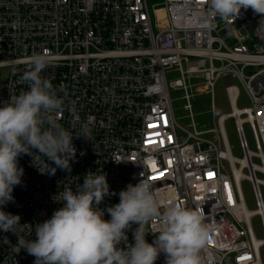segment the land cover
I'll return each instance as SVG.
<instances>
[{
    "label": "built area",
    "instance_id": "obj_1",
    "mask_svg": "<svg viewBox=\"0 0 264 264\" xmlns=\"http://www.w3.org/2000/svg\"><path fill=\"white\" fill-rule=\"evenodd\" d=\"M207 13V0H0V101L26 90L20 76L29 58L45 54L48 65L41 76L64 99V110L52 118L72 133L76 149L71 171L57 169L54 175L41 174L42 158H33L41 172L30 156L18 158L21 184L13 189L14 201L3 208L19 215L18 234L34 239L30 227L61 206L53 197L64 187L75 192L86 173L100 171L110 193L146 179L165 203L199 209L209 231L199 252L201 264H262L264 14L241 9L234 21L209 17L203 27L200 17ZM229 29L230 35H221ZM253 67L259 70L245 75ZM171 73L178 78L170 87ZM219 80L230 111L200 130L191 101L204 94L214 114ZM232 81L241 85L248 107H237L240 91ZM170 88L183 94L186 126L173 108ZM228 120L240 159L230 152L223 126ZM242 181L250 187L253 210L244 203ZM118 202L113 194L99 207ZM255 217L260 240L251 228ZM146 230L151 243L158 224ZM126 234L132 243L131 229ZM16 241V234L0 232V264H33L35 258L18 252ZM154 264H165L164 255Z\"/></svg>",
    "mask_w": 264,
    "mask_h": 264
},
{
    "label": "clouds",
    "instance_id": "obj_2",
    "mask_svg": "<svg viewBox=\"0 0 264 264\" xmlns=\"http://www.w3.org/2000/svg\"><path fill=\"white\" fill-rule=\"evenodd\" d=\"M207 5V15L200 17L203 27L209 17L234 21L241 9L264 14V0H207ZM260 24H264V16ZM47 65L45 54L33 53L20 76L26 90L0 101V232L16 234L17 251L23 249L33 256V264H154L160 254L165 264H201L199 252L209 231L199 209L165 203L146 179L110 193L100 171L86 173L75 192L71 186L64 187L53 197L61 206L30 227L34 239L18 234L19 215L3 210L14 201V187L21 184L23 168L18 158L30 156L38 170L33 158H42L41 174L54 175L57 169L70 172V161L76 155L72 133L52 118L64 110V99L41 76ZM113 194L119 202L102 210L101 202ZM153 222L158 231L149 243L146 226ZM132 225L136 227L132 229ZM130 229L132 243L126 234Z\"/></svg>",
    "mask_w": 264,
    "mask_h": 264
},
{
    "label": "rangeland",
    "instance_id": "obj_3",
    "mask_svg": "<svg viewBox=\"0 0 264 264\" xmlns=\"http://www.w3.org/2000/svg\"><path fill=\"white\" fill-rule=\"evenodd\" d=\"M231 30L232 29L226 30L222 32L221 35L224 37L228 36L231 34ZM258 70L259 68L253 67L250 69H246L244 73L245 75H248V74L257 72ZM177 78H178L177 73H171L167 75V81L170 84V87L172 84L176 82ZM231 83L236 85L240 91V96H239L238 102L236 103L237 107L238 108L248 107L249 102L247 101V98L245 96V93L241 85L237 83L236 81H232ZM176 86H178L177 83H176ZM170 95L173 100V108L175 109L177 117L182 118L180 120V123L186 126L190 122L188 119L185 118L186 112L182 110L184 106V102L181 101V96L183 95L182 92L178 90H173V88H170ZM213 102H214V109H215L214 114L210 112L209 101H208L207 96H205L204 94H200L198 96L196 95V97L191 101L192 112L194 114V120L200 130L212 127L213 125H215V120L217 119L218 116L227 114L230 111L222 80L217 81L215 84ZM223 126H224V132L227 138V142L230 147L231 155L236 159H240L242 154L238 146V141H237V137L235 134L232 121L231 120L225 121ZM243 133L246 138L249 150L254 151L255 146H254L252 134L247 125L243 126ZM240 189H241V193H242L246 207L249 210L255 209V204H254V200H253L249 185L246 182L242 181L240 183ZM263 200H264V195H263ZM251 228H252V231L256 239L260 240L263 238V233L259 226L258 218L255 217L251 220ZM260 259H261V263L264 264V248L260 249Z\"/></svg>",
    "mask_w": 264,
    "mask_h": 264
}]
</instances>
